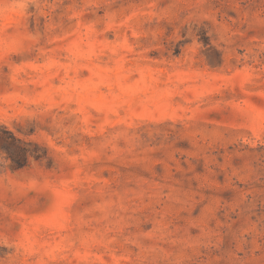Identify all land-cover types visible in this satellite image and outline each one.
Segmentation results:
<instances>
[{"label": "rangeland", "instance_id": "obj_1", "mask_svg": "<svg viewBox=\"0 0 264 264\" xmlns=\"http://www.w3.org/2000/svg\"><path fill=\"white\" fill-rule=\"evenodd\" d=\"M0 126V264H264V0H0Z\"/></svg>", "mask_w": 264, "mask_h": 264}, {"label": "trees", "instance_id": "obj_2", "mask_svg": "<svg viewBox=\"0 0 264 264\" xmlns=\"http://www.w3.org/2000/svg\"><path fill=\"white\" fill-rule=\"evenodd\" d=\"M26 145L27 143L16 138L6 127L0 126V150L11 161L13 169H21L26 165L28 156L31 155Z\"/></svg>", "mask_w": 264, "mask_h": 264}]
</instances>
